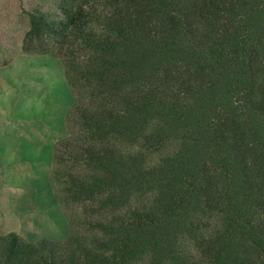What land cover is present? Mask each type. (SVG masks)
<instances>
[{
    "label": "trees",
    "instance_id": "trees-1",
    "mask_svg": "<svg viewBox=\"0 0 264 264\" xmlns=\"http://www.w3.org/2000/svg\"><path fill=\"white\" fill-rule=\"evenodd\" d=\"M28 17L22 50L59 55L74 93L51 177L71 228L0 234V264H264V0Z\"/></svg>",
    "mask_w": 264,
    "mask_h": 264
},
{
    "label": "rangeland",
    "instance_id": "rangeland-1",
    "mask_svg": "<svg viewBox=\"0 0 264 264\" xmlns=\"http://www.w3.org/2000/svg\"><path fill=\"white\" fill-rule=\"evenodd\" d=\"M57 2L0 0V234L31 242L64 240L71 228L51 177L74 93L59 55L22 50L28 13Z\"/></svg>",
    "mask_w": 264,
    "mask_h": 264
}]
</instances>
